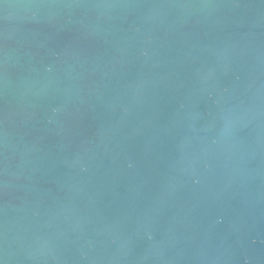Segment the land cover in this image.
<instances>
[{
  "label": "water",
  "instance_id": "obj_1",
  "mask_svg": "<svg viewBox=\"0 0 264 264\" xmlns=\"http://www.w3.org/2000/svg\"><path fill=\"white\" fill-rule=\"evenodd\" d=\"M0 264H264V0H0Z\"/></svg>",
  "mask_w": 264,
  "mask_h": 264
}]
</instances>
